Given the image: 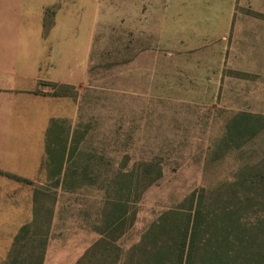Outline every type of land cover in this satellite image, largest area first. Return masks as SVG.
Here are the masks:
<instances>
[{
  "label": "rangeland",
  "instance_id": "rangeland-1",
  "mask_svg": "<svg viewBox=\"0 0 264 264\" xmlns=\"http://www.w3.org/2000/svg\"><path fill=\"white\" fill-rule=\"evenodd\" d=\"M57 10L94 35L80 81L42 87L57 116L32 183L1 189L16 219L2 221L15 242L0 264H131L161 212L250 177L264 133L222 138L235 114L264 116V0H49V25ZM111 203L128 220L106 230L122 217Z\"/></svg>",
  "mask_w": 264,
  "mask_h": 264
},
{
  "label": "crops",
  "instance_id": "crops-1",
  "mask_svg": "<svg viewBox=\"0 0 264 264\" xmlns=\"http://www.w3.org/2000/svg\"><path fill=\"white\" fill-rule=\"evenodd\" d=\"M48 2L0 0V197L10 196L1 189L20 187L25 180L31 184L33 173L41 171L49 121L57 116L49 107L53 97L42 87L78 83L94 35L93 27L66 19L62 10L53 13L49 25ZM14 214L0 213V231L9 228L2 221L16 219ZM26 218L31 213L21 217ZM13 235L0 233V251L9 256ZM94 247L68 246L61 252L70 257L74 251L76 262ZM50 258L47 253L41 264Z\"/></svg>",
  "mask_w": 264,
  "mask_h": 264
},
{
  "label": "trees",
  "instance_id": "trees-1",
  "mask_svg": "<svg viewBox=\"0 0 264 264\" xmlns=\"http://www.w3.org/2000/svg\"><path fill=\"white\" fill-rule=\"evenodd\" d=\"M263 133L264 116L238 113L227 123L222 143L241 148ZM254 160L249 178L217 189L223 199H208L210 191L201 188L182 205L161 212L143 233L131 264H264V148ZM111 205L122 206V217L112 211L106 230L128 220L126 203Z\"/></svg>",
  "mask_w": 264,
  "mask_h": 264
}]
</instances>
